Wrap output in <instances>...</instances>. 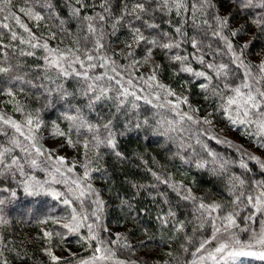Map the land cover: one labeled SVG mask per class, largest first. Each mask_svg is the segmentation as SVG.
I'll return each instance as SVG.
<instances>
[{"label":"snow or ice","instance_id":"6c2138e0","mask_svg":"<svg viewBox=\"0 0 264 264\" xmlns=\"http://www.w3.org/2000/svg\"><path fill=\"white\" fill-rule=\"evenodd\" d=\"M25 2L30 4L32 0ZM229 3H235L240 11L251 8L264 9V0H229ZM74 4L76 6L73 7L71 16L79 21L81 30L73 37L71 46L60 48L51 47L48 43L49 39H56V32H50V36L42 41V38L37 37L22 22L20 16L12 11L13 0H0V15H3V20H14L27 33V38L18 37L9 23H0V28L10 31L12 41L19 39L20 44H27L32 49H20L19 56L35 57V50L38 49H42L44 53L43 56L37 57L43 63L35 66L38 70L35 80L27 78V72L21 73L19 70L24 67L23 63L19 60L13 63L7 52L3 53V59L0 60V75L7 76L9 84L18 85L15 91L12 87L0 89V94L9 97L8 103L13 105V111L23 117L22 121H18L0 111V136L6 138V144H0V177L15 178L17 172L21 177H27L25 164L33 169L40 168V157H43V163L52 170L49 175L52 176L53 183L67 184L66 178L57 180L56 175L64 177L65 172L71 173L75 168L74 162L69 165L66 157L55 155L57 149H47L43 146L41 129L44 122L39 110H28L26 104L17 99L18 94H26L25 85L32 89L39 88L42 90L45 107H53L57 101L67 105V111L62 115L69 122L68 131L61 130L59 125L53 123L52 136L63 137L68 147L82 146L85 150L83 175L71 180L66 193L46 189L44 184L33 182L32 178L23 181L27 195L43 193L57 200L64 197L62 203L71 208V216L53 220V223L60 224V227L67 230V234L79 235V229L85 226L84 222L92 219L93 222L86 225L87 237L79 236V240L89 248H92V241H95L97 246L92 248V255L88 259L76 260V254L68 250L69 255L73 257L69 264H137L136 261L122 260L117 256L114 246L127 250L132 248L127 243L126 236L116 234L115 240L100 236L101 231H109L102 223L104 202L90 183L92 172L103 171L102 167L93 166L103 158L100 149H107L117 158L123 159L124 155L118 149L117 137L132 131L150 132L153 136L163 137L166 143L175 144L178 151L174 156L197 169H205L208 166L209 161L201 155V152L206 153L213 165L209 169L211 173L226 178V191L231 199L209 201L197 196L192 188L182 181H174L171 175L151 172L159 184L167 186L180 200L192 205L194 235L204 232L206 228L210 229L208 236L199 239L198 246L191 253L190 264H243V258L264 261V179L244 175L251 172L246 160L255 162L264 173V159L240 148L236 149L241 154L238 162L230 161L212 151L204 138L214 140L218 144L229 143L215 134L211 118L213 113L201 116V108L193 105L187 95L178 94L170 85L163 83L159 79L162 66L153 56L157 48L170 54L169 61L179 65L174 74L186 73L193 78L185 84L202 81L197 86L204 93L205 101H217L218 112L223 114L229 124L233 128H242L244 135L254 137L257 146L264 148V59L256 63L249 59L255 36L247 42H237L236 38L246 34L245 27L241 25L231 28L232 12L221 14L220 5L215 0H192L190 5L188 0H123V7L118 15L113 14L110 0H101L99 7L103 11L94 16H81L82 9L87 7L84 0H74ZM41 7L49 10L50 19L54 18L59 22L60 32L72 35L64 27L65 21L54 11L51 0H41ZM19 12L36 22L37 26L45 19L34 7H21ZM157 13L162 16L175 13V16L180 18V22L175 26L171 21H162L173 27L175 37L169 32L146 35L141 27L136 26V21H142L147 29L159 30L161 25L156 22ZM126 17L130 19L126 20ZM252 23L264 33V17L254 19ZM106 26L111 28V33L106 31ZM121 26L127 27L130 34V41L125 45L128 51H110L107 37L115 35ZM186 26H190L198 34L189 36ZM199 34L205 38L210 35L219 40L223 44V51L217 48L211 53H206L205 48L211 50L212 45L205 44ZM187 43L199 53L193 58L202 66L201 70L193 69L187 55H181L179 51L173 53V49L180 50ZM141 45L146 46L145 51L142 57L137 58L136 49ZM9 47L12 45L0 44V48ZM209 54L212 58L206 60L205 56ZM217 56H227V62L223 59L217 60ZM117 57L127 60L128 63L121 64ZM145 65L150 68L148 74L140 72V68ZM36 80L40 83H36ZM73 80L77 86L70 91L66 85ZM77 100L83 101V105L73 103ZM142 105L154 110L151 116L140 114ZM98 106L107 107L109 115H102ZM85 109L97 114L95 123L88 120ZM121 117H126L124 131L118 132L115 122ZM83 132L88 135L81 139ZM17 149L23 154L24 162H21L20 157L13 155ZM90 151L95 153V161L88 158ZM237 163L242 170L239 175L230 171ZM157 186L148 185L152 188ZM11 195L15 197L16 194L12 192ZM159 195L164 197L167 204V194ZM87 196H92L94 207L89 214H80L72 207L73 200L80 201L83 205ZM4 205L5 201L0 199V224L8 223L3 215ZM244 211H247V215L243 218L242 226L238 219ZM257 216L261 217L258 230L251 227V224L256 223ZM175 217L176 212L170 207L167 213L158 219L164 226L172 222L175 232H184L185 223L175 221ZM61 220L67 222L60 223ZM42 231V238L47 242L43 251L50 258V264H62L63 258L57 257L53 252L52 241L55 237L63 243L66 235L61 232ZM242 232L250 233L247 241L240 239L239 233ZM186 241L188 244L193 243L191 237H186ZM213 242L214 246L209 249L207 245ZM182 247L185 252L188 251L187 247ZM3 257V251H0V264H8L7 259Z\"/></svg>","mask_w":264,"mask_h":264},{"label":"trees","instance_id":"16d2710c","mask_svg":"<svg viewBox=\"0 0 264 264\" xmlns=\"http://www.w3.org/2000/svg\"><path fill=\"white\" fill-rule=\"evenodd\" d=\"M100 2L101 0H84L87 7L82 9L81 16H94L97 12H102L103 9L99 7ZM215 2L220 5L221 14H223L222 10L232 12L230 20L231 28L234 29L241 25L245 27L246 34L236 38L237 42L244 43L255 36V40L250 48L252 55L249 58L255 57L259 53L261 54V59H264V33L260 32L257 26L252 23L254 19L264 17V9L251 8L240 11L237 9V5L235 3H229V0H215ZM51 3L53 4L54 11L65 21L64 27L72 35H66L59 31V22L54 18H49V10L41 7V0H32L30 4H26L25 0H13L12 11L16 12L22 22L37 37H41L42 41L50 36V32H56V39L48 40L51 47L58 46L64 48L65 46H71L73 37L80 33L81 30L79 21L71 16V11L76 6L74 0H51ZM188 3L190 5L192 0H188ZM21 7H34L35 11L44 15V21L40 22L39 26H37L36 22L19 12V8ZM110 7L113 14L118 15L123 7V0H110ZM129 19L126 17V20ZM162 21H171L172 25L175 26L180 22V18L176 17L175 13L171 16H162L157 13L156 22L161 25L159 30L147 29L142 21H136L135 23L136 26L142 28L146 35H157L160 32H169L175 37L176 34L173 27L169 23ZM236 22L238 25H233ZM0 23H9L11 29L18 34V37L27 38V33L14 20L4 21L3 15H0ZM186 30L189 36L198 34L190 26H186ZM106 31L111 33V28L106 26ZM0 35H2L0 44L12 45V47L7 49L0 48V60L3 59V53L7 52L12 58L13 63L17 60L23 63L24 67L19 71L21 73L27 72L29 74L27 78L35 80L38 74L35 66L43 63L37 57L44 55L43 50H35V57H20V49H32L27 44H20L19 39L12 41L10 38L11 33L8 29L0 28ZM199 35L205 44L211 43L212 45L211 50L205 48L204 51L206 53H211L217 48L223 51V44L219 40L212 38L210 35L206 38L202 34ZM61 40H63V43H61ZM129 41L130 34L125 26L119 27L115 35H109L107 37L110 51L113 52H127L128 49L125 45ZM145 47V45H141L136 49L137 58L143 56ZM177 51L181 55H187L189 57V61L194 70L202 69V66L193 58L199 55V53L191 47L190 43L184 44L180 50L173 49V53ZM169 55L158 48L153 52L155 61L162 66L159 79L163 83L170 85L178 94L187 95L193 105L201 108L200 115L213 113L211 118L213 119V124H215V134L226 138V135L221 134L216 128L218 125L219 129L222 124L226 125L224 128L227 127L228 131H234L239 134L237 138L240 141L241 147L254 150L264 158V148L257 146L254 137L244 135L242 128H233L224 118L223 114L218 112L217 101H205L204 93L197 86L202 81L197 80L194 83L185 84L186 81H192L193 78L186 73L174 74L179 68V65L171 63L168 58ZM211 58L212 56L210 54L205 56L206 60H210ZM117 59L121 64L128 63L127 60L121 57H117ZM216 59H223L224 62H227L228 58L227 56H217ZM149 71L150 68L148 65L140 68V72L143 74H148ZM36 83H40V81L36 80ZM66 86L72 91L77 85L73 80L69 81ZM6 87H12L15 91L18 85L9 84L8 77L0 75V89ZM24 87L26 88V94H18L17 99L23 101L28 110L33 112L39 110L40 117L44 122V126L41 129V143L45 138L49 137L55 138L62 143L70 153L67 159L69 165L73 162L75 163L73 175L76 178L82 176L84 172L83 165L86 163L83 147H68L64 143L63 137H54L51 134L53 123L59 125L61 130L68 131L69 122L62 115L67 111V105L57 101L55 106L45 107V100L43 95H41V89H32L27 85ZM9 99V97L0 94V111H3L18 121H22L23 117L19 113L14 112L13 105L8 103ZM73 103L83 105V101L81 100L73 101ZM98 111L102 115H109V110L105 106H98ZM153 111L149 106L142 105L140 114L142 116H151ZM85 115L93 123L98 119L95 112H88L87 109H85ZM125 119L126 117H121L115 122V127L118 132L124 131L123 125ZM87 135L86 132H83L81 139ZM73 138L75 139L74 135ZM20 139L23 141L22 137ZM117 139L118 149L123 153L124 158H117L109 150L101 148L100 151L103 153V158L98 163H94L93 166H100L103 168V171L91 173L90 183L95 191L99 193L100 199L104 202L102 223L109 229L108 232L101 231L100 236L104 239L112 240H115L116 234H122L127 237V243L132 246L131 250L114 246L118 258L122 260H133L137 264H189L192 259L191 253L198 246L199 239L208 236L210 229L206 228L204 232H197L194 235L192 205L180 200L167 186L159 184L151 175V172L155 171L164 176L171 175L174 181H182L191 187L197 196L204 197L209 201H227L231 199L226 191V178L211 173L209 169L213 165L211 158L207 157L206 153L201 152V155L209 161L208 166L205 169H197L193 165L184 164L179 157L174 156L178 151L175 144L171 142L166 143L163 137L153 136L150 132L132 131L123 136H118ZM204 139L208 147L218 155L236 162L241 158V154L236 148H232L228 144H218L214 140ZM0 144H6L5 137L0 136ZM187 154L184 153V155ZM13 155L20 157L21 162H24L23 154L20 153L19 149ZM88 158L95 161V153L90 151ZM39 160L41 163L40 168L33 169L25 164L24 170L27 173V177H21L18 172L15 178L11 176L0 177V189H8V191H0V199L5 201L3 215L8 221L7 224H0V251L4 253L3 258L7 259L8 264H50V258L43 251L47 246V242L42 238V230H47L53 233L61 232L66 235L63 243L55 237L52 241L53 249H55L53 251L54 254L56 255L57 252L61 255L63 254L62 257L60 256L63 258L62 264H69V261L73 260V257L68 254V250L76 254V260L80 258L88 259L92 255V248L97 246L96 242L92 241V248H89L88 245L79 240V236L87 237L88 230L86 225L93 222L92 219L90 218L84 222L85 226L79 229V235L67 234V230L60 227V224L53 223V220L71 216V208L62 203L64 197L57 200L43 193L30 196L24 191L23 181L26 178H32L33 182H41L46 189L60 193H66L68 191L71 180L66 178L68 180L67 184L53 183L52 176L49 175V172L52 170L43 163V157H40ZM246 162L251 169V172L244 173L246 177L264 179V173L260 171L259 166L255 162ZM42 168L47 170H41ZM230 171L237 175L242 173L238 163L236 166L231 167ZM56 179L63 180L65 178L56 175ZM46 181L47 183H45ZM151 184H157L158 186L156 188L148 187ZM12 192H15V197L11 195ZM159 193L167 194V204L164 202V197L159 195ZM90 199H93L92 196L84 198L83 205H81L80 201L73 200L72 207H75L80 214H89L94 207ZM129 205H131L130 208ZM170 207L176 212L175 221L185 223L184 232H175L172 227V222L168 226H164L161 220L158 219L159 216L166 214ZM246 215L247 211L241 212L240 218L238 219V223H241L242 226L244 224L243 218ZM260 219L261 217L257 216L256 223L251 224V227L258 230ZM42 220H47L48 222L40 223ZM65 222L67 221H60V223ZM249 235L250 233L248 232L239 233L240 239L244 241L248 240ZM186 237H191L193 243L188 244ZM182 245L188 248L187 252L184 251ZM169 253L172 255H168ZM243 264H264V261L246 258L243 259Z\"/></svg>","mask_w":264,"mask_h":264},{"label":"rangeland","instance_id":"374dc122","mask_svg":"<svg viewBox=\"0 0 264 264\" xmlns=\"http://www.w3.org/2000/svg\"><path fill=\"white\" fill-rule=\"evenodd\" d=\"M222 13L224 14V13H227V10H222ZM233 25H238V23L236 22V23H234ZM247 37V36H246ZM245 37V38H246ZM261 54H257L255 57H250L249 59L253 62V63H256V62H258L259 60H261ZM201 116H204V115H201ZM219 126V125H218ZM218 126H216V128H217V130L221 133V134H224V135H226V138H223V137H220L221 139H224V140H227L229 143H224L225 145L226 144H228L229 146L231 145L232 146V148H240V149H243L245 152H247V153H249V154H251V155H255V156H257V157H259V158H261V159H264L260 154H258L256 151H254V150H249V149H246V148H244V147H241V145H240V141H239V139L237 138V136H239V134L238 133H236V132H230V131H228V128L227 127H225L224 128V126H226V125H223L222 124V126H220V129H219V127ZM215 127V124H213V128ZM43 143V146L45 147V148H47V149H57V151L55 152V155H60V156H64V157H66V159H68V157H69V151H68V149L65 147V146H63V147H60L61 145H63L62 143H60L59 141H57L55 138H52V137H49V138H45L44 139V141L42 142ZM230 146V147H231ZM246 161H250V160H246ZM74 173L73 172H71V173H68V172H65V176H64V178H67L68 180H72V179H74V178H76V176H74L73 175ZM91 201H92V199H90ZM94 206V205H93ZM248 239H249V237H248ZM214 244H215V242H213V244L212 245H209V246H207L209 249L210 248H212L213 246H214ZM55 248V247H54ZM55 249H53V251H54ZM57 250V249H56ZM69 254V253H68ZM63 255V254H62ZM62 255L60 254V253H56V256L57 257H62ZM243 259H246V258H243ZM192 260V259H191ZM189 264H190V262H189Z\"/></svg>","mask_w":264,"mask_h":264}]
</instances>
